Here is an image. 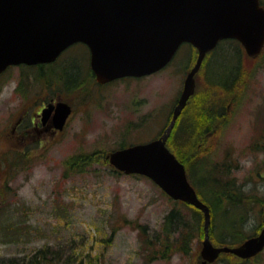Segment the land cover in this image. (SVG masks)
<instances>
[{"label":"rangeland","instance_id":"obj_1","mask_svg":"<svg viewBox=\"0 0 264 264\" xmlns=\"http://www.w3.org/2000/svg\"><path fill=\"white\" fill-rule=\"evenodd\" d=\"M188 49L186 44L179 46L171 61L154 74L127 77L100 87L86 76L88 54L82 43L69 46L57 63L44 69L47 74L39 76L36 68L15 65L0 76V183L7 179L10 168L2 161L7 157L14 160L15 152L22 150L19 140L11 135L14 121L26 107L41 102L42 96L52 92L74 107L65 130L56 136H35L23 147L28 161L12 168L8 185L16 195L9 199L11 206L0 211V228L3 219H8L15 231L4 236L0 232V264H15V260L45 243H50L53 250L63 248L61 256L71 255L72 264L145 263L148 249L136 222L145 225L148 234H157L164 217L182 204L175 203L148 177L114 170L107 155L114 149L157 137L166 128L184 77L196 60V51L191 55ZM66 63L77 64L79 76L84 77L70 90L56 76ZM236 66L241 77L227 91L228 99L222 100L225 86L215 79ZM194 78V94L182 107L173 127L186 107L201 98L208 100L201 105L204 111L215 96L211 107L219 112L212 111L216 114L212 131L200 138L193 155L198 169L188 173V178L202 194L207 189L200 188V180L208 181V174L218 177L220 190L234 184L244 202L238 218L245 235L260 233L264 223V52L251 59L235 40L224 41L202 60ZM218 83L221 90H213L215 95L210 97L208 90ZM81 153L91 154L92 163L84 172L66 173L65 161ZM202 154L207 164H202ZM213 164L219 167L218 171L212 169ZM213 178L211 181H216ZM194 209L202 213V236L192 239L189 255L175 252L169 258H154L146 264L201 263L203 212L192 205L183 213L194 225ZM225 214L228 213L224 211ZM123 216L131 223H125ZM210 224L209 220L210 240L216 246H224L214 242L213 238H220L221 232L217 230L211 236ZM212 264H264V248L248 259L227 252Z\"/></svg>","mask_w":264,"mask_h":264},{"label":"water","instance_id":"obj_2","mask_svg":"<svg viewBox=\"0 0 264 264\" xmlns=\"http://www.w3.org/2000/svg\"><path fill=\"white\" fill-rule=\"evenodd\" d=\"M223 38L238 40L249 56L259 54L264 45V7L259 0H0V73L10 65L52 62L70 44L83 42L97 81L104 83L159 70L182 42L196 48V60L162 133L112 150L107 158L115 169L145 175L171 198L202 210V264L221 252L248 258L264 247V225L258 235L237 246L212 243L209 208L166 144L176 117L194 93L202 60ZM70 112L66 102L58 103L54 119L59 129Z\"/></svg>","mask_w":264,"mask_h":264},{"label":"trees","instance_id":"obj_3","mask_svg":"<svg viewBox=\"0 0 264 264\" xmlns=\"http://www.w3.org/2000/svg\"><path fill=\"white\" fill-rule=\"evenodd\" d=\"M260 3L264 6V0H260ZM224 41L229 42L231 40H222L219 42V45ZM236 44L237 47L243 49L237 41ZM186 45L189 48V53L192 55V51H196L195 48L190 44ZM263 52L264 48L262 50V53ZM209 54H211V52ZM42 65L37 66L36 69L39 76L43 75V72H45V67ZM59 71L60 74H56L57 78L59 80H62L64 84L63 86L68 88L69 90L79 84V81H83L84 79V77L79 76L78 65L74 63H66L61 67ZM86 72L87 78L90 79L92 84L95 85L94 75L92 74L89 67ZM220 77V79L217 78L215 80H218L219 83H222L225 86L223 87L224 91H222L223 95L225 96H222V100H224L225 98L228 99L226 93L238 82L237 78L241 77L240 71L237 66L235 68L232 67L229 68L228 72L225 75H220ZM219 83L217 86H213L212 90H208L209 93L211 92L209 94L210 97H212L211 95H215L212 92L213 90H221L222 87L219 86ZM212 98L213 99L210 101V105L207 108L205 106L204 111L201 109V105L207 103L208 100L206 98H201L197 101H194V105L190 106V108L186 107L187 110L183 114H181L180 118H178L167 140L168 148L184 164L187 174L191 173V171L195 173L198 169L196 168L197 162L195 163L193 158L194 152L196 151L197 146L201 140L200 138H204L205 136H207V134L209 135L213 128V121L214 117H216V114H212V111L215 108L211 106H213V100L215 96ZM216 102V105H218L219 98L218 100H216ZM221 107V109L223 110V105ZM215 110L219 112V110ZM15 153L16 154H14L13 157L14 160L12 159V157H7L2 161V163L7 164L8 166H10V168L7 172V174L9 175H6L8 176L7 179L0 183V211H4L5 208H9L12 202L9 200L10 197H14L16 195V192H12L11 187L8 185L9 177L10 175H12V168L14 167L13 170L19 168L22 162L28 161L26 160V152L20 153L19 151ZM200 156L204 157V159L200 158L199 160L202 159V164H205L207 161H205V154H202ZM93 160L94 158L91 154L81 153L74 155L65 161V172H84L85 167L89 166ZM212 169L218 171L219 167H216V164H213ZM4 174H6V172ZM211 178L213 177L208 174V181L205 179L200 180V188L204 190L207 189L203 194L196 183L190 180L189 181L194 186L200 199L206 202V204L210 208V235L215 236L217 230H220L221 232L220 238L216 236L213 238L214 242L217 244L229 246L231 244H234L236 241H242L247 237L244 233V230L242 229V220L238 218L240 215V212H238L239 207L241 208V205L244 203L242 202V193L236 190V186L234 184H228L226 190L225 188L224 190H220L219 187H217L219 186V182L217 180L218 177L217 179L213 178L216 180L214 182L213 180L211 181ZM230 189H232L233 191H230ZM175 203L182 204V207H175L170 210V212L164 217V223L161 227L160 232L158 231L157 234H148L146 226L136 222L139 233L141 236H143L142 239L143 243L145 244V248L148 249L147 253L145 254L146 261L144 264L148 263L149 260H152L154 258H169L175 252L182 255H189V252L192 249V239L195 237L201 238L203 221L202 213L199 212V210L194 209V211L196 212V214L194 213L196 221H194L193 225V222L190 223L189 219H187V217L183 213L184 208H192V205L190 203L182 201H175ZM223 206L226 207L223 208ZM224 211L231 216L227 217L226 215L228 214L223 215ZM122 218L125 223H131V221L127 220L124 216ZM221 218L225 220V223ZM220 220H222V223L219 222ZM3 221L4 224L2 225V228H0V232L3 233V236L14 233L15 229L11 228L8 223V219H3ZM112 231H114V227H112ZM19 233L22 234L23 232ZM64 251L65 250L61 247L53 250L50 243H45L30 254L18 260H15V264H72L73 258L71 255L65 257L61 256V253ZM221 256H226V253H221L220 257Z\"/></svg>","mask_w":264,"mask_h":264},{"label":"flooded vegetation","instance_id":"obj_4","mask_svg":"<svg viewBox=\"0 0 264 264\" xmlns=\"http://www.w3.org/2000/svg\"><path fill=\"white\" fill-rule=\"evenodd\" d=\"M95 85L96 87L97 86L100 87L98 84H95ZM41 99H42L41 102L31 103V105L27 106L23 115L19 116L14 121L13 129H12L13 135L11 136L15 138L16 140H19L18 144H21L22 146V150L19 148L21 150L20 153L26 152L25 148L23 147H26V145H28L31 142V140L34 139L35 136L39 138L40 135L43 133L52 135V136L59 135L63 130H65L69 122V119L71 115L73 114V109H74L73 105L69 101H67L65 98L60 97L58 93L56 92H52L51 95L45 94L44 96H42ZM61 100H65L67 101V103L69 102L71 106V113L68 116L64 127L62 129H58V127L56 126L54 115L56 114L57 105L59 101ZM46 109L48 110L46 111ZM28 114H30L29 117H27ZM35 140H38V139H35ZM257 234L258 233L254 235H257ZM248 237H251V236H248Z\"/></svg>","mask_w":264,"mask_h":264}]
</instances>
